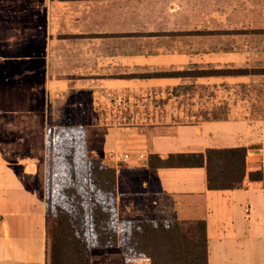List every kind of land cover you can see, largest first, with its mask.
I'll use <instances>...</instances> for the list:
<instances>
[{
  "label": "crops",
  "instance_id": "1",
  "mask_svg": "<svg viewBox=\"0 0 264 264\" xmlns=\"http://www.w3.org/2000/svg\"><path fill=\"white\" fill-rule=\"evenodd\" d=\"M230 146L241 184L207 189ZM68 163L91 217L174 225L88 264H264V0H0V264H45Z\"/></svg>",
  "mask_w": 264,
  "mask_h": 264
},
{
  "label": "trees",
  "instance_id": "2",
  "mask_svg": "<svg viewBox=\"0 0 264 264\" xmlns=\"http://www.w3.org/2000/svg\"><path fill=\"white\" fill-rule=\"evenodd\" d=\"M260 70V69H258ZM240 71V70H237ZM243 146L207 147L204 150L205 184L207 189H229L241 184L244 175ZM171 155L165 159H156L154 154L148 155V164L159 166L171 164ZM250 179L260 178V170L248 173ZM69 194H74L77 203L80 201L75 188L68 187ZM173 223L163 227L156 223V227L149 229L154 232H172ZM45 264H88V245L83 242L74 231L68 214L58 206L51 224V235L46 244ZM144 253L146 250H143Z\"/></svg>",
  "mask_w": 264,
  "mask_h": 264
},
{
  "label": "rangeland",
  "instance_id": "3",
  "mask_svg": "<svg viewBox=\"0 0 264 264\" xmlns=\"http://www.w3.org/2000/svg\"><path fill=\"white\" fill-rule=\"evenodd\" d=\"M191 111L184 112H174L176 114L175 118H183L184 114H190ZM211 113V112H205ZM241 112H227L229 115H239ZM55 145V149L57 147V151L62 153L65 148L68 150L69 145L60 143ZM68 146V147H67ZM65 150V151H66ZM69 162V160H67ZM67 165V166H66ZM62 165L61 173H60V181L63 184V192L62 196L57 197V206L65 211L71 219V223L73 225L74 231L78 235V237L85 242L86 245L89 243H98V242H118L120 244H125L130 246L128 251L129 253H135V251L144 250L143 248L139 249V246H143L146 244L145 234L143 231H147L150 228L153 229L156 227V223L147 224L146 226L133 223V222H125L118 221L114 222L112 219H109L107 215H100L97 217L96 215L93 217L90 216L88 206H87V194L95 195V193H87L85 182L83 183V177L79 173L72 174L70 172V164ZM72 170V169H71ZM79 186V198L80 201L74 199L73 193H68V187L76 188ZM93 203H97V198L93 197ZM93 208V207H91ZM98 218V219H94ZM171 224L162 225L163 227H169ZM50 238V237H49ZM49 240V239H48ZM93 258L97 255H105L103 258H110L112 261L113 258L117 257V254H107L104 252L94 253L92 252ZM102 263H106L105 261H101ZM93 264L95 262L93 261Z\"/></svg>",
  "mask_w": 264,
  "mask_h": 264
},
{
  "label": "built area",
  "instance_id": "4",
  "mask_svg": "<svg viewBox=\"0 0 264 264\" xmlns=\"http://www.w3.org/2000/svg\"><path fill=\"white\" fill-rule=\"evenodd\" d=\"M129 154H130V153L127 151V152L122 153L121 156H122V158H125V157L129 156ZM243 209H244L245 212L248 211V207H247V205L244 206Z\"/></svg>",
  "mask_w": 264,
  "mask_h": 264
}]
</instances>
